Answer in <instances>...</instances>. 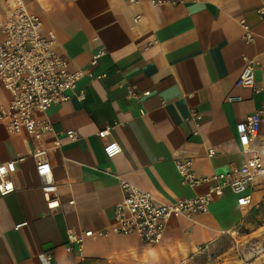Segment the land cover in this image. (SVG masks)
<instances>
[{
	"label": "crops",
	"instance_id": "crops-1",
	"mask_svg": "<svg viewBox=\"0 0 264 264\" xmlns=\"http://www.w3.org/2000/svg\"><path fill=\"white\" fill-rule=\"evenodd\" d=\"M46 2L39 16L54 31L57 51L71 69H89L92 56L104 50L93 72L106 77L83 78L81 101L72 99L47 112L53 134L45 136V143L57 139L61 144L48 154L60 202L55 211L46 208L28 137L11 136L0 124V164L15 163V190L0 198V264H174L225 241L232 245L228 234L240 241L250 238L255 222L264 217L259 213L264 176L249 188L247 207H238L227 189L208 213L171 219L158 245L110 232L65 250L69 231L80 236L110 226L121 200L115 176L167 203L207 190L206 185H182L175 161L191 159L195 174L208 178L245 163L235 128L261 107L264 91L236 88L235 82L246 61L264 65V19L256 13L264 0L176 7H152L148 0ZM240 21L255 35L254 43L243 42ZM255 88L264 89V68L256 72ZM237 96L242 102H228ZM8 100L0 89V104ZM104 130L108 135L98 137ZM70 132L76 135L72 142ZM262 138L264 126L250 147ZM110 142L121 147L112 159L103 152ZM210 150L215 154L208 157ZM250 264H264V257Z\"/></svg>",
	"mask_w": 264,
	"mask_h": 264
},
{
	"label": "built area",
	"instance_id": "built-area-1",
	"mask_svg": "<svg viewBox=\"0 0 264 264\" xmlns=\"http://www.w3.org/2000/svg\"><path fill=\"white\" fill-rule=\"evenodd\" d=\"M205 1L148 0V3L152 7H176L184 2ZM127 2L137 4L138 0ZM4 3L5 10L0 12V89L8 93L9 100L0 104V124L11 136L28 137L29 156L40 181L46 208L55 211L60 207V202L48 154L53 149H59L61 144L57 139L51 145L45 143V136L53 134L47 112L50 108L64 105L72 99L81 101L84 91L79 88V82L83 78L89 81L104 79L105 73L95 74L93 68L106 53L100 50L92 56L89 69L72 70L69 61L57 51L54 31L45 28L39 15L29 12L22 0H5ZM256 13L264 19V7L257 9ZM239 24L243 29V42L254 43L255 35L246 23L240 21ZM260 68H264V65L252 60L246 61L235 87L252 90L254 93L264 91L255 88V75ZM228 102H242V98L230 97ZM194 118L199 120L197 115H194ZM261 126H264V101L253 115L236 126L235 131L240 138L242 152L248 158L240 167L233 168L226 174L211 178L200 177L193 171L191 159L175 161L174 166L182 185L190 188L207 186L206 192L191 198L163 203L151 193L115 176L121 200L113 207L110 226L96 232L87 231L80 236H75L69 231L65 250L71 252L74 246L81 247L86 239L105 238L110 232L123 237L136 236L145 245H158L171 219L208 213L212 203L221 198L227 189L236 197L238 207H247L251 201L249 188L257 178L264 176V138L258 146L249 145L250 141L258 137ZM108 133V130L101 131L98 137L104 138ZM67 137L70 142L76 139L73 132L68 133ZM103 152L108 159H112L121 153V147L116 142H110L104 146ZM214 154V151H208V157ZM14 172V162L0 164V198L14 192L15 187L11 181ZM233 234L228 236L235 248L237 263L223 264H250L264 256V241L251 238L241 243Z\"/></svg>",
	"mask_w": 264,
	"mask_h": 264
},
{
	"label": "rangeland",
	"instance_id": "rangeland-1",
	"mask_svg": "<svg viewBox=\"0 0 264 264\" xmlns=\"http://www.w3.org/2000/svg\"><path fill=\"white\" fill-rule=\"evenodd\" d=\"M5 0H0V12L5 10ZM24 4L26 5L27 9L34 12L36 15H40L38 13L39 9L47 8L46 0H23ZM264 213V209H261L259 213ZM256 230L250 238H258L261 241H264V217L257 222H255V229ZM250 238H242L241 243H245ZM230 245L227 241L223 244H219L215 247L214 251H205V252H194L191 257H186L185 260L182 262H176L174 264H223L226 263L225 260H228L229 257L235 256V248ZM264 257V256H261ZM233 263H237L236 259H234ZM170 264V263H167Z\"/></svg>",
	"mask_w": 264,
	"mask_h": 264
}]
</instances>
